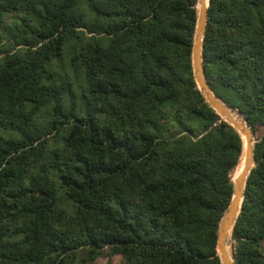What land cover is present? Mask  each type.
<instances>
[{
  "label": "trees",
  "instance_id": "1",
  "mask_svg": "<svg viewBox=\"0 0 264 264\" xmlns=\"http://www.w3.org/2000/svg\"><path fill=\"white\" fill-rule=\"evenodd\" d=\"M196 4L0 0V264H220L242 142ZM202 63L254 137L232 259L264 264V0H209Z\"/></svg>",
  "mask_w": 264,
  "mask_h": 264
},
{
  "label": "water",
  "instance_id": "2",
  "mask_svg": "<svg viewBox=\"0 0 264 264\" xmlns=\"http://www.w3.org/2000/svg\"><path fill=\"white\" fill-rule=\"evenodd\" d=\"M208 3L209 0H197L196 25L191 48V65L195 83L203 94L206 102L224 121L238 132L242 142L238 162L241 164V171L235 179H232V197L219 221L216 239V251L220 259V264H234L231 252L227 249V245L228 239H231L235 220L240 212L247 176L254 165V137L246 121L214 94L206 80L202 63V42L207 23Z\"/></svg>",
  "mask_w": 264,
  "mask_h": 264
},
{
  "label": "rangeland",
  "instance_id": "3",
  "mask_svg": "<svg viewBox=\"0 0 264 264\" xmlns=\"http://www.w3.org/2000/svg\"><path fill=\"white\" fill-rule=\"evenodd\" d=\"M227 249L229 252H231V255H232V241H231V239H228ZM263 251H264V249H263Z\"/></svg>",
  "mask_w": 264,
  "mask_h": 264
},
{
  "label": "bare ground",
  "instance_id": "4",
  "mask_svg": "<svg viewBox=\"0 0 264 264\" xmlns=\"http://www.w3.org/2000/svg\"><path fill=\"white\" fill-rule=\"evenodd\" d=\"M240 171H241V167H240V169H239V171H238V173H237L236 177L239 175Z\"/></svg>",
  "mask_w": 264,
  "mask_h": 264
}]
</instances>
